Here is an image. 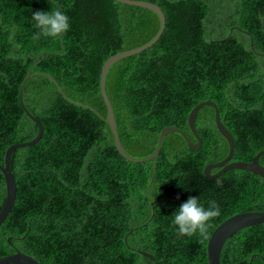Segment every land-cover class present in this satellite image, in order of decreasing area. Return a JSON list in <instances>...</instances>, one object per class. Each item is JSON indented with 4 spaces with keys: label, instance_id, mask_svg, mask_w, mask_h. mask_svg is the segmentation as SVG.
I'll return each mask as SVG.
<instances>
[{
    "label": "trees",
    "instance_id": "1",
    "mask_svg": "<svg viewBox=\"0 0 264 264\" xmlns=\"http://www.w3.org/2000/svg\"><path fill=\"white\" fill-rule=\"evenodd\" d=\"M135 1L159 6L165 28L154 45L107 73L124 150L148 156L168 126L195 143L189 112L210 100L233 137L231 161L251 162L264 150V0ZM56 10L69 17L68 32L41 35L33 14ZM159 27L152 11L115 0H0V166L10 146L38 132L18 99L28 72L36 75L24 87L23 104L44 127L36 144L11 155L17 195L0 226V257L19 251L40 264H155L139 250L158 264H208L207 240L220 223L264 212L262 177L239 169L204 175L228 154L210 106L195 119L198 151L177 133L163 138L150 161L133 163L116 150L104 121L101 68L110 56L149 42ZM40 73L90 108L69 103ZM5 195L0 171V210ZM189 197L205 209L212 201L219 206L204 236H179L173 224ZM220 264H264V224L232 234Z\"/></svg>",
    "mask_w": 264,
    "mask_h": 264
},
{
    "label": "water",
    "instance_id": "2",
    "mask_svg": "<svg viewBox=\"0 0 264 264\" xmlns=\"http://www.w3.org/2000/svg\"><path fill=\"white\" fill-rule=\"evenodd\" d=\"M115 1L122 3V4L140 7V8L150 10L157 15V17L159 18V23H160L159 30L153 39H151L149 42H147L146 44H144L140 47H137V48H134L131 50H127V51H123V52H120V53H117V54L110 56L104 62L103 66L101 68V72H100V93H101V97H102V100L105 104L106 112H107V115H106V118L104 119V121L108 124V126L110 128V131H111L112 137H113V141H114V145H115V148L118 151V153L123 158H125L126 160L133 162V163H142V162L150 161V160L158 157L160 150H161V147H162L163 138L166 135L171 134V133H177V134L181 135L191 150L198 151L201 148L202 142H201V138H200V136H199V134L195 128V119H196V116H197L199 110L202 107L210 106L214 110V118H215L216 128L228 144V154L223 160L206 166L204 169V175L208 178H215V177H219L220 175H222L223 173H225L229 170L239 169V170H244V171L250 172V173L255 174L257 176H260L264 179V166L259 164V158L264 155V150L258 152L252 158L251 162L231 161V158H232V155L234 152L233 137L227 131V129L222 125V123L220 121L219 110H218L217 105L213 101H210V100L200 102L189 112L187 122H188L189 129H190L193 137L196 140L195 143L192 142V140L188 137V135L185 132H183L182 130H180L179 128H177L175 126H168V127H165L161 130V132L158 136L156 148L148 156L143 157V158H136V157L129 155L124 150V148L121 144V141H120L119 134H118L113 109L111 107L110 101L108 99V96H107V93L105 90L106 76H107V73H108L110 67L114 63L118 62L121 59H124L126 57H130L132 55L138 54V53L148 49L158 41V39L161 37V35L164 31V28H165V16H164L162 10L159 8V6H157L156 4H153V3L135 1V0H115ZM34 75H36V74H32L31 72H28L26 74L25 78L23 79V81L21 82L20 87H19L18 99H19V104H20L23 112L26 114V116L31 121H33L36 124L38 132H37V135L35 136V138L32 139L31 141L23 142V143H19V144H14V145L10 146L5 151L4 164H3V166H0V171H1L3 178H4V181H5V192H6L5 201H4V204L0 210V226L5 222L8 215L10 214V212L14 206L16 195H17L15 179H14L13 173L11 172V167H10L11 155L16 149L25 148V147L36 144L41 139L43 132H44V127H43L42 123L39 120H37L33 115H31L29 113V111L24 106L23 99H22V94H23V90H24L25 85H26L27 81L31 77H33ZM38 75L45 76V77L49 78L53 82V84L56 86L58 91L61 93L63 98L65 100H67L69 103L77 105V106H83L85 108H90L87 105L76 103V102H73V101L69 100L68 98H66L65 95L62 93L60 87L58 86V84L56 83V81L54 80V78L51 75L45 74V73H40ZM212 169H219V170L215 174H211ZM260 224H264V212H260V211L243 212V213L235 214V215H232L231 217L227 218L226 220H224L222 223H220L212 231V233L210 234V236L208 237V240H207L206 255H207L208 264H220V255H221L222 248L224 246L225 241L232 234H234L235 232H237L241 229L251 227V226H255V225H260ZM131 232H132V230L129 233H131ZM127 235L125 237V241L127 240ZM137 252L140 255L147 257L150 260L154 261L155 264H158L155 261L152 254L145 252V251H139V250ZM0 264H40V263L36 259H34L33 257L17 251L14 254L4 256V257H0Z\"/></svg>",
    "mask_w": 264,
    "mask_h": 264
},
{
    "label": "clouds",
    "instance_id": "3",
    "mask_svg": "<svg viewBox=\"0 0 264 264\" xmlns=\"http://www.w3.org/2000/svg\"><path fill=\"white\" fill-rule=\"evenodd\" d=\"M32 18L40 29V34L44 36L60 37L70 28L69 17L59 10L37 11ZM219 214L220 209L215 201L210 202L209 207L205 209L197 197H189L174 215L173 224L177 226L179 236H192L197 232L204 236L209 222Z\"/></svg>",
    "mask_w": 264,
    "mask_h": 264
},
{
    "label": "flooded vegetation",
    "instance_id": "4",
    "mask_svg": "<svg viewBox=\"0 0 264 264\" xmlns=\"http://www.w3.org/2000/svg\"><path fill=\"white\" fill-rule=\"evenodd\" d=\"M216 173V172H215ZM215 173H213V174H215ZM221 176V175H220ZM215 178H218V177H215Z\"/></svg>",
    "mask_w": 264,
    "mask_h": 264
}]
</instances>
